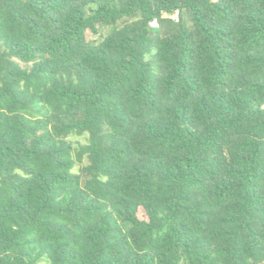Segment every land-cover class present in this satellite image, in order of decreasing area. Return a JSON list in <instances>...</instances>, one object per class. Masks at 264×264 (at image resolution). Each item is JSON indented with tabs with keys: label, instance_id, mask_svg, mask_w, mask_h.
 <instances>
[{
	"label": "trees",
	"instance_id": "trees-1",
	"mask_svg": "<svg viewBox=\"0 0 264 264\" xmlns=\"http://www.w3.org/2000/svg\"><path fill=\"white\" fill-rule=\"evenodd\" d=\"M0 264H264V0H0Z\"/></svg>",
	"mask_w": 264,
	"mask_h": 264
},
{
	"label": "rangeland",
	"instance_id": "rangeland-1",
	"mask_svg": "<svg viewBox=\"0 0 264 264\" xmlns=\"http://www.w3.org/2000/svg\"><path fill=\"white\" fill-rule=\"evenodd\" d=\"M170 17H171L172 19H173V18H176V14H171ZM182 18H183V19H186V16H185L184 13H182ZM165 27H166V25L162 26V27H161V30H164ZM97 28H98V31H99V32H102V33L105 32V28H103L101 25H98ZM97 36H98L97 34L92 33V32H90L89 30H86V37H87L88 39H94V38H97ZM151 67H152L153 69L155 68L153 64H151ZM70 138H71L72 140H74V141H76V140H78V141H84V139H85L83 135H70Z\"/></svg>",
	"mask_w": 264,
	"mask_h": 264
}]
</instances>
